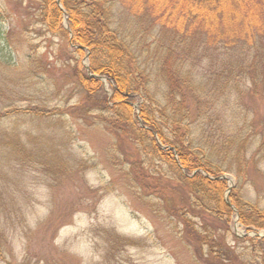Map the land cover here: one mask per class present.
Returning a JSON list of instances; mask_svg holds the SVG:
<instances>
[{
    "label": "rangeland",
    "instance_id": "obj_1",
    "mask_svg": "<svg viewBox=\"0 0 264 264\" xmlns=\"http://www.w3.org/2000/svg\"><path fill=\"white\" fill-rule=\"evenodd\" d=\"M107 7L139 67L134 118L145 105L170 141L222 170L233 209L232 189L264 209V1L226 27L238 32L231 39L177 34L128 1ZM39 8L0 0V264H209L206 230L238 255L249 251L236 236L264 230L236 215L223 235L214 212L192 208L179 167L150 149L151 136L112 103L100 108L114 83L90 72L98 92L82 89L75 69L90 68L89 53L80 58L65 35L48 32ZM240 258L257 264L253 252Z\"/></svg>",
    "mask_w": 264,
    "mask_h": 264
},
{
    "label": "trees",
    "instance_id": "obj_2",
    "mask_svg": "<svg viewBox=\"0 0 264 264\" xmlns=\"http://www.w3.org/2000/svg\"><path fill=\"white\" fill-rule=\"evenodd\" d=\"M37 1L40 4V21L46 26L47 31L65 35L80 58L89 53L90 68L87 69L79 64L75 69L76 78L82 89L89 97L98 92L101 81L99 78L91 77L90 72L106 76L114 83L113 94L110 98L104 94L99 103L100 108H108L109 103H112V108L120 117H124L132 130L140 135L147 133L151 136L150 149L169 163L179 167L178 173L188 189L190 198L193 199L190 206L195 208L196 205L198 209L214 212L215 216L224 223L223 235L229 232L232 217L236 215L238 222L248 230H264V209H261L258 204L239 198L236 195V189H232L230 194L231 204L236 210L225 202L224 193L228 188L227 182L216 178L224 173L222 170H217L205 162L204 158L186 144L170 141L145 105L141 106L140 120L134 118L132 103L137 99L134 93L139 90V87H134L133 80L135 81L138 76L139 67L135 64L134 52L108 20L109 0H60L62 7L57 0ZM121 1L124 3L128 1L130 7L144 10L152 18L154 25L159 24L177 34L193 35L203 31H215V35L223 39L236 37L238 32L228 30L226 27L236 24L242 16L248 18L254 10L253 5L257 4V0ZM65 16H67L68 30L63 26ZM225 43L230 45L227 41ZM137 123L140 126L137 127ZM155 135L159 140L154 137ZM163 144H165L164 148H162ZM195 170L197 172L193 174ZM196 214L199 215L198 212ZM186 222H190L188 216ZM199 223L203 228V222L199 221ZM236 238L248 241L247 249L250 250L238 255L225 242L215 243V240L219 239H215L206 230V236L201 237V241H206L210 246L205 253L207 262L224 264L222 262L227 260L229 264H235L234 259L241 260V256L246 257L249 252H253L257 264H264V237L236 236ZM222 241H225V236Z\"/></svg>",
    "mask_w": 264,
    "mask_h": 264
},
{
    "label": "water",
    "instance_id": "obj_3",
    "mask_svg": "<svg viewBox=\"0 0 264 264\" xmlns=\"http://www.w3.org/2000/svg\"><path fill=\"white\" fill-rule=\"evenodd\" d=\"M59 2V1H58ZM219 178H226L224 175L223 176H221V177H219ZM228 192H230V190H228ZM255 233V236H258V237H264V231H263V233H256V232H254Z\"/></svg>",
    "mask_w": 264,
    "mask_h": 264
}]
</instances>
